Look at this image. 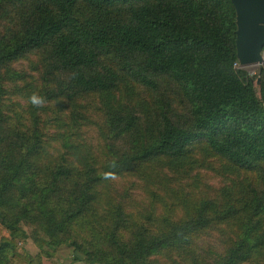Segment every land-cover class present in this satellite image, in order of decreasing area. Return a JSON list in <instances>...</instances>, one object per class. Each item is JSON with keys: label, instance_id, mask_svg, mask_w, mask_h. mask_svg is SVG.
I'll list each match as a JSON object with an SVG mask.
<instances>
[{"label": "trees", "instance_id": "1", "mask_svg": "<svg viewBox=\"0 0 264 264\" xmlns=\"http://www.w3.org/2000/svg\"><path fill=\"white\" fill-rule=\"evenodd\" d=\"M235 30L230 0H0V264H45L21 224L87 264H264V66L256 89Z\"/></svg>", "mask_w": 264, "mask_h": 264}, {"label": "rangeland", "instance_id": "2", "mask_svg": "<svg viewBox=\"0 0 264 264\" xmlns=\"http://www.w3.org/2000/svg\"><path fill=\"white\" fill-rule=\"evenodd\" d=\"M82 10L84 8H81ZM80 15H82V11L79 10ZM264 54V51H263ZM264 56V55H263ZM255 67H251V66ZM253 65H246V66H240L238 65L237 68L246 72L247 76L251 78L254 86L256 89H258L260 85L256 84L257 78H260V70L264 66V57H263V63L262 64H253ZM17 68L24 69L27 71L28 69V63L22 62V65L16 66ZM19 84V83H17ZM122 94L117 93L116 97L120 101L128 102L129 104L133 102H140L142 100H145V102L150 100V95L146 93V91L142 90L139 86H136L134 83L125 86L122 85L120 88ZM17 102L20 103V106L25 111L27 108V98L25 95L23 96H17ZM82 106H84V115L88 117V123L87 126L83 128L84 137L86 138V141L90 144H95L98 141L97 138V126L98 124H101L102 119V113L100 111L101 103L99 98L97 99L95 96H89L84 98L81 101ZM46 115L51 117L52 111H47ZM201 172L204 173V177L206 178L205 181L207 184L212 186V189L222 186L221 184L225 181H223L222 177L218 174L209 173V171L201 170ZM206 174V175H205ZM207 176V177H206ZM135 196H140V192L137 191L134 193ZM22 230L25 232V239L24 244L21 241V244L18 245L19 247H24L25 250L30 253L31 255H39L43 258H51L56 250L49 249L46 245H43L42 248L39 246L38 238L40 236V233H36V230L33 226L28 224H21ZM7 234V230L0 225V236L3 234ZM39 234V235H38ZM22 240V238H21ZM23 244V246H22ZM66 245V244H65ZM67 247L72 248L71 246L66 245Z\"/></svg>", "mask_w": 264, "mask_h": 264}, {"label": "water", "instance_id": "3", "mask_svg": "<svg viewBox=\"0 0 264 264\" xmlns=\"http://www.w3.org/2000/svg\"><path fill=\"white\" fill-rule=\"evenodd\" d=\"M230 1L235 10V46L239 65L262 64L264 57V0ZM256 84L260 85V78H257Z\"/></svg>", "mask_w": 264, "mask_h": 264}, {"label": "crops", "instance_id": "4", "mask_svg": "<svg viewBox=\"0 0 264 264\" xmlns=\"http://www.w3.org/2000/svg\"><path fill=\"white\" fill-rule=\"evenodd\" d=\"M73 248L62 244L57 247L54 255L51 258H43L45 264H87L83 261L74 259Z\"/></svg>", "mask_w": 264, "mask_h": 264}, {"label": "bare ground", "instance_id": "5", "mask_svg": "<svg viewBox=\"0 0 264 264\" xmlns=\"http://www.w3.org/2000/svg\"><path fill=\"white\" fill-rule=\"evenodd\" d=\"M251 67H255V66L253 65V66H251Z\"/></svg>", "mask_w": 264, "mask_h": 264}, {"label": "built area", "instance_id": "6", "mask_svg": "<svg viewBox=\"0 0 264 264\" xmlns=\"http://www.w3.org/2000/svg\"><path fill=\"white\" fill-rule=\"evenodd\" d=\"M4 233V232H3Z\"/></svg>", "mask_w": 264, "mask_h": 264}]
</instances>
